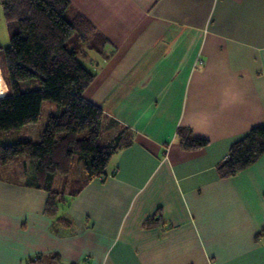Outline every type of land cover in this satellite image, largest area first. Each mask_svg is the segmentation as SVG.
Wrapping results in <instances>:
<instances>
[{"label": "crops", "instance_id": "0c3cea01", "mask_svg": "<svg viewBox=\"0 0 264 264\" xmlns=\"http://www.w3.org/2000/svg\"><path fill=\"white\" fill-rule=\"evenodd\" d=\"M68 1L106 39L82 95L133 140L58 204L69 226L1 165L0 264H264V153L230 177L215 169L264 123V0ZM180 126L207 143L184 149Z\"/></svg>", "mask_w": 264, "mask_h": 264}, {"label": "trees", "instance_id": "16d2710c", "mask_svg": "<svg viewBox=\"0 0 264 264\" xmlns=\"http://www.w3.org/2000/svg\"><path fill=\"white\" fill-rule=\"evenodd\" d=\"M0 8L9 35L8 44L0 46L8 87L0 75V132L36 122L43 101L57 109L49 112L38 141L0 145V166H20L27 183L47 192L44 214L69 226V221L56 216L58 204L78 194L90 180H103L111 155L133 140L130 128L114 120L105 124L103 111L82 95L94 77L86 59L106 55V39L82 14L69 13L68 0H0ZM176 135L184 149L207 143L186 127H177ZM263 153L264 123H260L231 143L216 172L220 178L230 177ZM22 156L31 158L32 170ZM73 164L83 166L84 176L64 179L61 187L54 188V174L68 173ZM43 257L48 264L59 262L57 253L34 260Z\"/></svg>", "mask_w": 264, "mask_h": 264}, {"label": "rangeland", "instance_id": "374dc122", "mask_svg": "<svg viewBox=\"0 0 264 264\" xmlns=\"http://www.w3.org/2000/svg\"><path fill=\"white\" fill-rule=\"evenodd\" d=\"M8 42H9V35L7 32L6 24L4 22V19L1 13V8H0V46L5 47L8 44ZM0 75L2 76L6 89H8L7 75H6L4 61L2 58L1 52H0ZM0 87L2 88V86ZM55 111H57V109L55 110V106L50 101H43L41 103L40 115H39L38 120L34 123L24 124L8 132L1 131L0 132V145L13 143L18 140L38 141L49 112H55ZM21 158L26 159L27 169L32 170L33 166L31 162L32 161L31 158L27 156H22ZM15 161L18 162V158ZM82 167L83 166L81 164L80 165L73 164L72 168L70 169L68 173L56 174V176L54 177L52 186L54 188H59L60 181L62 179L64 180V179L77 178V177L84 176V171Z\"/></svg>", "mask_w": 264, "mask_h": 264}]
</instances>
